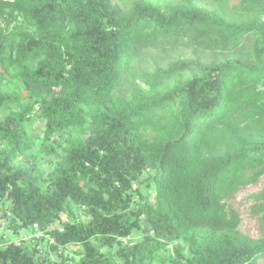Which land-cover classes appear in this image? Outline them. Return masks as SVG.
Returning a JSON list of instances; mask_svg holds the SVG:
<instances>
[{
	"label": "trees",
	"instance_id": "1",
	"mask_svg": "<svg viewBox=\"0 0 264 264\" xmlns=\"http://www.w3.org/2000/svg\"><path fill=\"white\" fill-rule=\"evenodd\" d=\"M196 1L142 0L125 13L113 0H0V109L19 107L0 120L1 217L15 234L38 225L54 240L46 250L11 243L0 264H67L72 244L82 248L76 264H115L112 251L146 264L158 244L180 264L264 259V0H211L216 10ZM152 48L198 57L128 96L133 62ZM185 70L193 77L161 90ZM12 81L21 93L3 91ZM35 114L41 151L62 159L53 181L35 159L16 165L34 150ZM71 204L89 222L64 223Z\"/></svg>",
	"mask_w": 264,
	"mask_h": 264
},
{
	"label": "rangeland",
	"instance_id": "2",
	"mask_svg": "<svg viewBox=\"0 0 264 264\" xmlns=\"http://www.w3.org/2000/svg\"><path fill=\"white\" fill-rule=\"evenodd\" d=\"M142 0H113V3L121 8L125 13L129 12L132 6ZM151 2L153 4L159 5L165 8L168 4L174 3L178 0H144ZM196 4L207 8L209 10L218 9V4L211 0H197ZM238 4V1H233L231 3V7ZM198 55L193 53L192 49H164V48H152L146 50L138 59L133 62V74L131 76V81L129 84V92L128 96L131 93L136 91V89H145L149 90L150 86L147 82L149 77H153L155 75H159L165 72V70L169 69L174 65H179L183 61H190L197 59ZM194 71L185 70L178 76L169 78L165 85L161 87V90L164 92L166 89L171 88L172 85L178 80H188L193 77ZM21 83L19 81L7 82L3 86V91L12 92V93H21L20 91ZM24 99H26V94L22 93ZM19 110L18 104L9 103L6 107L0 109V120H3L5 116L8 115L10 110ZM27 130L29 133V137L33 140L34 150L31 153L22 155L18 160L17 166H25L27 165V161L29 160H37L39 165V170L43 173L50 181L55 180L56 178V167L62 162V159L47 156L44 152L41 151V142L44 137L45 131V123L39 118L36 114L32 116L30 122L27 124ZM80 133L75 131L67 132L64 137L76 139ZM146 137L150 138L151 135L149 132H145ZM67 147V144L65 145ZM4 148V144L0 142V150ZM147 173L143 175L146 177ZM143 193L150 198V200L154 199L155 192L153 187L147 186V184L142 186ZM9 206V203L6 204ZM8 208V207H7ZM3 214L1 205H0V243L5 248L10 245V243H22L26 245H34L38 244L39 248L46 250L49 248V245L52 244L50 241V237L46 236L41 231H37L35 228L32 230H21L20 233L15 234L13 231H9L7 229L6 221L1 217ZM72 214L76 219H80V221L89 222V218L85 215L84 211L79 208L76 204H71L70 207L64 210L62 215V219L64 223H71ZM55 227L61 228L62 226L57 223ZM245 229L250 230L253 234L255 233L254 222L250 219L246 221ZM143 234L139 231L135 232L134 235L122 239L123 243L131 248L134 247L139 241H141ZM7 245V246H6ZM102 252L110 253L111 250L107 247H100ZM65 263L67 264H76L80 259L81 255L78 254V251H81L82 248L80 245H69L62 249ZM188 255L187 252L184 253ZM111 257L114 260L115 264H123L122 260H120L115 252L112 251L110 253ZM53 257L56 258L59 262H61V258L53 254ZM146 264H180L175 254L174 248L172 245H161L158 244V249L154 252L152 257ZM258 264H264V259L260 260Z\"/></svg>",
	"mask_w": 264,
	"mask_h": 264
},
{
	"label": "built area",
	"instance_id": "3",
	"mask_svg": "<svg viewBox=\"0 0 264 264\" xmlns=\"http://www.w3.org/2000/svg\"><path fill=\"white\" fill-rule=\"evenodd\" d=\"M9 214V216L11 217V215H10V213H8ZM36 229H38V225H35L34 226ZM63 229L62 228H60V231H62ZM50 241L53 243L54 242V240L50 237ZM11 244V243H10ZM16 244V243H15ZM16 245H18V246H21V242L20 243H17ZM7 246V245H6ZM3 248H5L4 246H2L1 245V243H0V249H3Z\"/></svg>",
	"mask_w": 264,
	"mask_h": 264
}]
</instances>
